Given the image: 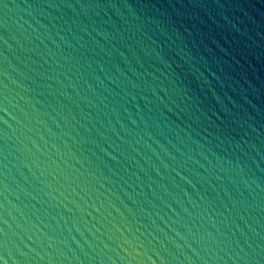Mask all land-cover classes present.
<instances>
[{
  "label": "water",
  "instance_id": "1",
  "mask_svg": "<svg viewBox=\"0 0 264 264\" xmlns=\"http://www.w3.org/2000/svg\"><path fill=\"white\" fill-rule=\"evenodd\" d=\"M3 264H264V0H0Z\"/></svg>",
  "mask_w": 264,
  "mask_h": 264
},
{
  "label": "snow or ice",
  "instance_id": "2",
  "mask_svg": "<svg viewBox=\"0 0 264 264\" xmlns=\"http://www.w3.org/2000/svg\"><path fill=\"white\" fill-rule=\"evenodd\" d=\"M0 264H3V261H0Z\"/></svg>",
  "mask_w": 264,
  "mask_h": 264
}]
</instances>
